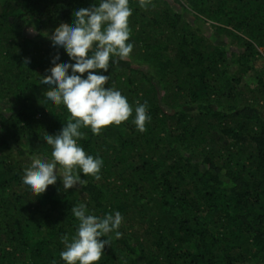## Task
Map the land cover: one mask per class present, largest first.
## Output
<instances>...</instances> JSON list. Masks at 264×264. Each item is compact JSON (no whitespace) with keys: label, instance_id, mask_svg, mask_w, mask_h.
Wrapping results in <instances>:
<instances>
[{"label":"trees","instance_id":"trees-1","mask_svg":"<svg viewBox=\"0 0 264 264\" xmlns=\"http://www.w3.org/2000/svg\"><path fill=\"white\" fill-rule=\"evenodd\" d=\"M93 4L0 0V264H64L81 204L123 217L98 264H264V81L242 85L256 57L264 68V0H129L133 49L103 74L133 109L147 102L145 131L134 111L82 127L99 180L64 190L58 178L37 197L23 185L70 115L43 101L40 77L68 62L49 36Z\"/></svg>","mask_w":264,"mask_h":264},{"label":"clouds","instance_id":"clouds-1","mask_svg":"<svg viewBox=\"0 0 264 264\" xmlns=\"http://www.w3.org/2000/svg\"><path fill=\"white\" fill-rule=\"evenodd\" d=\"M131 15L129 0H94L92 6L73 13L71 26L62 23L49 36L52 47L62 50L68 62L59 63L57 56L49 72L40 77V83L47 86L43 101L63 105L70 115L59 133L44 137L51 146V158L33 157L24 171L22 183L35 197L56 184L58 178L64 190L83 186L86 181L81 175L100 179L102 159L86 154L77 143L83 137L82 127L99 133L105 126L127 121L134 111L133 123L139 131H145V123L150 120L147 102H137L133 109L120 91L105 87L109 75L103 74L108 72L110 59H125L133 49L129 42ZM29 62L27 58L24 61ZM72 214L78 226L70 239L62 237L60 259L64 264H98L108 244L100 238L111 233L121 235V213L98 217L81 204L72 208Z\"/></svg>","mask_w":264,"mask_h":264},{"label":"rangeland","instance_id":"rangeland-1","mask_svg":"<svg viewBox=\"0 0 264 264\" xmlns=\"http://www.w3.org/2000/svg\"><path fill=\"white\" fill-rule=\"evenodd\" d=\"M261 55L263 54V50H260ZM263 56H260V58H255L253 61H251L250 63H254L252 64L250 70L248 71V73L246 74V76L243 79V83L242 85H244L245 83L247 85L250 86V88H256V90H261L263 89L262 85V80L264 81V68L262 67V61L263 59H261ZM249 63V64H250ZM252 88V89H253ZM246 97H250L247 96ZM260 98L257 97L256 99L258 100Z\"/></svg>","mask_w":264,"mask_h":264}]
</instances>
